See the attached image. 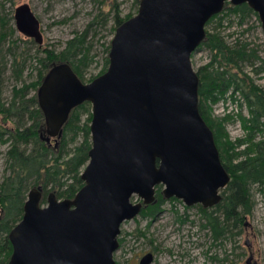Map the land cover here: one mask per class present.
<instances>
[{
	"label": "water",
	"instance_id": "95a60500",
	"mask_svg": "<svg viewBox=\"0 0 264 264\" xmlns=\"http://www.w3.org/2000/svg\"><path fill=\"white\" fill-rule=\"evenodd\" d=\"M225 4H245L264 35V0H140L136 15L115 30L105 73L88 84L66 63L45 74L36 93L45 143L61 138L72 110L91 105L84 186L72 200L49 193L45 206L39 187L28 192L8 234L7 264H115L121 225L155 203L157 186L163 199L187 207L206 210L221 201L230 178L199 114L191 56ZM13 20L22 36L42 46L28 5L17 7ZM151 262L146 254L139 264ZM245 264H256L251 253Z\"/></svg>",
	"mask_w": 264,
	"mask_h": 264
},
{
	"label": "trees",
	"instance_id": "16d2710c",
	"mask_svg": "<svg viewBox=\"0 0 264 264\" xmlns=\"http://www.w3.org/2000/svg\"><path fill=\"white\" fill-rule=\"evenodd\" d=\"M139 1L135 0L137 4ZM251 18L255 19L259 28L257 15L245 4L235 7L225 4L223 11L206 23V37L197 49H205L210 54L209 62L196 71L199 80V114L212 131L221 164L230 178L220 193L221 201L211 209H200L204 223L202 228L208 230L212 241L220 246L241 235L245 216L252 213L251 190L261 192L264 189V89L255 83V79L263 72L264 55L261 57L256 45L241 38L251 30L246 24ZM128 19H120L116 12V28ZM230 21L229 24L234 23L242 33L227 42L217 30L223 22ZM0 22L4 23L2 19ZM212 24L215 25L214 30L210 31ZM12 32L13 29L11 32H0V42L9 38ZM84 39V35L75 36L59 54L49 49L39 50L41 47L37 45L39 49L36 48V54L42 53L44 58H36L40 65L36 80L13 87L10 102H0V146L9 145L5 155V174L0 183V264H7L10 258L12 247L8 234L22 218L30 188L41 189L40 204L45 206L49 193H53L60 201L72 200L84 186L80 175L88 162L91 147L90 104L83 103L72 110L56 150V146L52 148L42 139L45 136L44 118L36 100L41 81L55 65L68 64L79 80L83 81V71L94 61ZM29 43L33 45L34 42ZM17 50L16 43L9 42L7 52L13 57L11 71L15 81L19 82L26 58L22 54L23 50L20 55H16ZM104 51L106 56L99 76L108 67L109 45ZM2 74L3 69L0 68V76ZM229 96L234 103L237 97L238 101L242 100L238 106V117L234 121L230 120L239 121L244 132V136L235 141L229 140L223 125L229 118L216 120L211 117L210 106ZM242 106L246 108V117H242ZM82 115L87 118L80 124ZM79 134L82 135V141L72 151L68 150L70 144H75ZM155 200L154 204L142 210V217L155 214L163 202L160 186L155 188Z\"/></svg>",
	"mask_w": 264,
	"mask_h": 264
},
{
	"label": "rangeland",
	"instance_id": "374dc122",
	"mask_svg": "<svg viewBox=\"0 0 264 264\" xmlns=\"http://www.w3.org/2000/svg\"><path fill=\"white\" fill-rule=\"evenodd\" d=\"M24 4L29 6L39 20L43 38L40 49L35 43L31 45L29 42L32 40L22 36L15 28L14 11ZM137 10L138 4L135 0H0V19L4 22H0V32L14 30L9 38L0 42V68L3 69L0 76V102L3 104L10 102L13 87L30 84L36 80L37 71L40 69L36 58H44L42 53L36 54V48L53 50L55 54H59L66 48L69 40L79 35L85 36L90 56H94L93 63L82 73V82L88 84L91 79L97 78L103 68L105 47L110 45L115 33V13H119L120 19L132 18ZM229 23L231 21L223 22L222 27L217 30L227 42H231L242 33L234 23L231 25ZM246 24L251 30L241 38L256 45L260 50V56L263 57L264 35L260 27L258 28L254 18L247 20ZM214 26L210 25V31L214 30ZM9 42L16 43L18 47L16 55H20L23 50L22 54L26 58L19 82L15 81L11 71L13 57L7 52ZM209 60L210 54L207 50H197L191 56L194 71L207 64ZM255 83L264 89V67ZM235 101L234 103L229 96L226 100L210 106L213 119L229 118L223 125L230 141L244 136L239 121L230 122L231 119L234 121L238 117V106L242 102L238 101V97ZM241 111L242 117H246L245 106H242ZM86 118V115H82L80 124H83ZM75 139V144H70L68 150L72 151L73 147L82 141V135H77ZM50 144L52 148L56 146V150L60 145L58 141L56 143L51 141ZM8 146V144L0 146V183L5 174V155ZM251 196L252 213L245 216L241 235L221 246L212 241L208 230L202 228L204 223L201 219V206L187 207L180 200L163 199L152 216L139 215L121 225L118 236L119 248L114 253L113 260L115 264H139L144 255L151 254L153 256L151 264H245L251 253L256 264H264V189L261 192L252 189ZM137 201L136 198L132 199V203ZM246 243L250 245L249 248L245 246Z\"/></svg>",
	"mask_w": 264,
	"mask_h": 264
},
{
	"label": "flooded vegetation",
	"instance_id": "af4514ba",
	"mask_svg": "<svg viewBox=\"0 0 264 264\" xmlns=\"http://www.w3.org/2000/svg\"><path fill=\"white\" fill-rule=\"evenodd\" d=\"M51 141H53V140H51ZM51 141H50V143H51ZM146 207H147V206H146ZM144 208H145V207H143L142 210H143ZM142 210H141V212H142ZM141 212H140L139 215H141ZM139 215H138V216H139ZM144 256H145V255H144ZM140 260H141V259H140ZM152 261H153V256H152ZM139 262H140V261H139ZM151 263H152V262H151ZM151 263H150V264H151Z\"/></svg>",
	"mask_w": 264,
	"mask_h": 264
}]
</instances>
